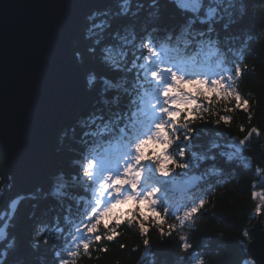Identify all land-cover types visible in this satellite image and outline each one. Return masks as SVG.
<instances>
[{"label": "snow or ice", "instance_id": "snow-or-ice-1", "mask_svg": "<svg viewBox=\"0 0 264 264\" xmlns=\"http://www.w3.org/2000/svg\"><path fill=\"white\" fill-rule=\"evenodd\" d=\"M172 2L187 16L178 28L163 22L160 0H148L144 17L140 16L143 0H135V7L134 0H119L118 11L97 9L87 17L74 55L80 63L92 65L87 84L100 88L104 107L78 119L63 133L72 141L69 166L55 175L49 192L41 196L42 190L37 189L9 201L8 225L16 220L23 200L51 196L59 210L49 219L46 211L38 216L40 205L33 203L24 242L20 236L10 238L8 227L0 224V264H40L42 254H49L53 264H77L81 250L91 255L93 244L114 241L124 225L135 227L144 237L141 264L153 255L147 238L153 227L161 236L180 233L183 255L176 258V264H206L205 253L190 242L184 229L194 226L208 203L203 195H193L201 182H207L200 177V182L187 188L191 199L182 204L171 197L174 182L200 161H215L217 155L226 163L240 161L251 171L245 150L261 130L251 127L242 138L231 137L230 151L219 142L220 125L230 126L234 119L228 113L241 110L252 119L249 99L239 90L246 71V66L241 67L245 53L233 48L231 35L222 40L216 28L219 24L228 33L237 23V0ZM117 18L119 23L113 28ZM197 24L204 27L197 28ZM185 83L195 90L185 89ZM106 109L113 113L108 119ZM209 125L218 139L209 142L205 154L193 148L189 157L201 129ZM77 128L81 129L78 137ZM239 130L245 132L242 123ZM212 170L220 169L213 165ZM255 173L264 186V169L256 166ZM253 186H257L255 181ZM7 188L5 180L0 195ZM252 197L261 201L254 215L264 214V190L253 191ZM127 201L135 207L127 213L119 211ZM242 236V244L252 243L249 229ZM255 244L261 248L258 259L264 264V235ZM244 264H257V259L247 258Z\"/></svg>", "mask_w": 264, "mask_h": 264}, {"label": "trees", "instance_id": "trees-1", "mask_svg": "<svg viewBox=\"0 0 264 264\" xmlns=\"http://www.w3.org/2000/svg\"><path fill=\"white\" fill-rule=\"evenodd\" d=\"M145 9L141 11L140 16L144 17L148 10V0H143ZM239 9L236 15L237 23L225 33L217 24L221 39L225 35H231L232 46L244 52V58L241 61V67L246 66L245 74L239 80V90L244 98L249 99L251 106L252 119L246 112L237 110L235 113H228L234 117L230 126L220 125L222 130V139L219 142L225 149L231 150L227 142L231 137L242 138L247 134V130L251 127H257L261 130L259 136L253 135L252 147L245 150V155L251 158L252 170L244 167L240 161L235 163H226L224 158L217 155L215 161L202 160L198 167L189 169L183 176V179L177 177L178 180H186L189 175L196 173L198 176L197 184L200 177L207 183L201 182V187L195 188L193 195H203L208 200L202 214L198 216L194 226L189 229L185 227L184 231L190 234V242L198 247V250L205 253L204 259L206 264H244L247 258H252L247 251L248 241L244 239L242 232L245 228H251L257 215H254L256 205L261 203L259 198H253L252 192L264 190V186L259 184V174L255 173V167L259 166L264 169V165L260 161V137L264 129V0H237ZM119 0H116L109 6L110 12L118 11ZM135 7V0L133 3ZM160 12L163 22L169 27H179V25L187 18L175 6L172 0H160ZM89 13L83 20V26L80 33L72 42V49H75L76 41L83 35V30ZM119 23V18L113 21V28ZM197 28L204 27L197 24ZM76 59V57H75ZM78 64L85 72L87 83V72L92 65L87 63ZM89 99L84 108L77 112L70 121H68L63 129L51 139L48 152L50 163V175L40 185H38L31 193L41 189L38 195H43L50 191V187L55 175L61 170H67L71 153L68 151L72 141L67 139L63 133L70 128L80 118L87 116L96 108H102V93L100 88L90 87ZM109 96L112 93L108 94ZM105 118L112 117L111 111L105 110ZM223 114V113H222ZM215 117H210L214 119ZM244 125L245 132L239 130L240 124ZM207 130L201 129L198 140L194 141L192 148L189 149V157L192 155L194 148L199 154L206 153L210 141L218 138L213 135L215 131L210 125L206 126ZM81 129L77 128V137ZM215 165L219 171L212 170ZM7 180V191L0 195V224L8 227V235L10 238L17 236L23 241V230L31 223L28 215L32 211V204L39 203L40 207L36 209L39 216L42 211H46L47 218H51L58 210L59 205L56 200L49 196L46 200L39 201L23 200L17 218L7 224L10 217L7 215L9 201L14 197H26L28 194H16L11 196L12 181L10 174L6 171L2 153H0V187H3ZM254 181L257 186H253ZM194 184V185H195ZM193 187V186H192ZM191 187V188H192ZM171 197L174 202L182 204L185 199H191L186 191H172ZM142 208V207H141ZM75 210V209H74ZM264 211V210H262ZM147 214V213H146ZM262 224L264 226V214H261ZM107 222V221H106ZM171 222V220H170ZM120 235L112 242L103 241L101 244H93L91 247V255L84 254L77 258V264H141V254L144 251L143 239L138 230L127 225L119 229ZM179 232L161 236L159 231L153 227L148 234L150 246L153 255L143 261V264H176V258L183 255L179 248ZM126 247L121 248V245ZM101 248H107V251H100ZM2 251V248H0ZM3 257H0L2 259ZM40 264H53L49 254H42Z\"/></svg>", "mask_w": 264, "mask_h": 264}, {"label": "water", "instance_id": "water-1", "mask_svg": "<svg viewBox=\"0 0 264 264\" xmlns=\"http://www.w3.org/2000/svg\"><path fill=\"white\" fill-rule=\"evenodd\" d=\"M115 1L0 0V153L11 176V196L31 193L49 177L51 139L89 99L72 42L89 13ZM194 180H175L174 188L186 189ZM260 235L264 228L258 215L252 243L247 244L257 264L262 252L255 241Z\"/></svg>", "mask_w": 264, "mask_h": 264}, {"label": "rangeland", "instance_id": "rangeland-1", "mask_svg": "<svg viewBox=\"0 0 264 264\" xmlns=\"http://www.w3.org/2000/svg\"><path fill=\"white\" fill-rule=\"evenodd\" d=\"M184 87H185V89H189V88H191V89H193V90H195V86L194 85H191V84H189V83H185L184 84ZM70 121V120H69ZM148 147H155V145H148ZM159 147H163V145H159ZM6 168V167H5ZM257 191H261V190H257ZM135 207V205L133 204V202L132 201H127V202H125L123 205H121L120 206V209H119V211H121V212H124V213H127V212H129V210L130 209H132V208H134ZM140 207H144L143 206V202L141 203V205H140Z\"/></svg>", "mask_w": 264, "mask_h": 264}, {"label": "bare ground", "instance_id": "bare-ground-1", "mask_svg": "<svg viewBox=\"0 0 264 264\" xmlns=\"http://www.w3.org/2000/svg\"><path fill=\"white\" fill-rule=\"evenodd\" d=\"M86 82V81H85ZM86 86H87V83H86ZM261 224H262V219H261ZM262 227L264 228L263 224H262Z\"/></svg>", "mask_w": 264, "mask_h": 264}]
</instances>
